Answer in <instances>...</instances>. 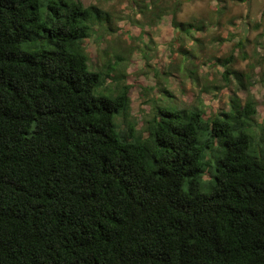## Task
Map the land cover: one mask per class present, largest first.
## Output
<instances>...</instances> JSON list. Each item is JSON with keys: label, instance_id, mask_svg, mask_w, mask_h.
<instances>
[{"label": "trees", "instance_id": "trees-1", "mask_svg": "<svg viewBox=\"0 0 264 264\" xmlns=\"http://www.w3.org/2000/svg\"><path fill=\"white\" fill-rule=\"evenodd\" d=\"M179 7L175 40L201 42L193 23L175 20ZM100 18L81 0H0V264H264L254 137L229 119L155 103L136 128L129 85L96 93L102 74L84 41ZM234 61L222 60L223 77L241 81ZM256 102L234 93L221 115L251 122ZM215 138L225 151L204 191V149Z\"/></svg>", "mask_w": 264, "mask_h": 264}, {"label": "rangeland", "instance_id": "rangeland-1", "mask_svg": "<svg viewBox=\"0 0 264 264\" xmlns=\"http://www.w3.org/2000/svg\"><path fill=\"white\" fill-rule=\"evenodd\" d=\"M81 1L101 10L96 32L84 41L91 58L90 69L102 74L103 84L96 93L114 97L129 85L130 123L136 128L143 126L154 103L170 111L196 109L204 121L220 116L229 119L236 129L247 130L264 159V0ZM174 3L180 5L175 20L193 23V31L201 42L188 37L175 40L180 29L173 24ZM156 7L166 10L161 16L157 12L150 14L152 19L160 17L150 22L142 10L150 13ZM109 26L115 29L111 33L106 32ZM116 54L123 57L118 63ZM231 54L235 57L233 68L244 72L241 81L235 76H229V80L223 77L222 60ZM189 71L192 77L188 76ZM234 93L243 104L248 98L257 101L251 122L246 117L235 120L231 115H221L230 110ZM121 114H116V122L127 128V119ZM206 138H210L207 129L201 134L202 141ZM224 151L219 138L211 140L204 149L202 190L208 191L210 182L215 180Z\"/></svg>", "mask_w": 264, "mask_h": 264}]
</instances>
